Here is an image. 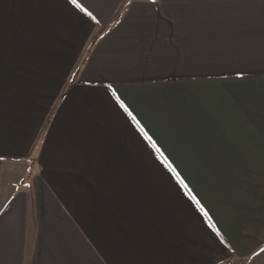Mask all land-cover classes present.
Returning a JSON list of instances; mask_svg holds the SVG:
<instances>
[{
  "label": "crops",
  "instance_id": "0c3cea01",
  "mask_svg": "<svg viewBox=\"0 0 264 264\" xmlns=\"http://www.w3.org/2000/svg\"><path fill=\"white\" fill-rule=\"evenodd\" d=\"M77 3L0 0V264H264V0Z\"/></svg>",
  "mask_w": 264,
  "mask_h": 264
},
{
  "label": "snow or ice",
  "instance_id": "6c2138e0",
  "mask_svg": "<svg viewBox=\"0 0 264 264\" xmlns=\"http://www.w3.org/2000/svg\"><path fill=\"white\" fill-rule=\"evenodd\" d=\"M71 2L77 9H79L85 15L90 16V17L92 16V13L89 12L86 8H84L80 3H77V0H71ZM201 211H203V209H201Z\"/></svg>",
  "mask_w": 264,
  "mask_h": 264
}]
</instances>
